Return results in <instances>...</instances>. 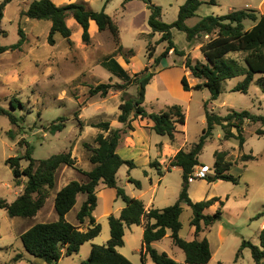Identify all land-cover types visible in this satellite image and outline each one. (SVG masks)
I'll use <instances>...</instances> for the list:
<instances>
[{
    "label": "rangeland",
    "instance_id": "rangeland-1",
    "mask_svg": "<svg viewBox=\"0 0 264 264\" xmlns=\"http://www.w3.org/2000/svg\"><path fill=\"white\" fill-rule=\"evenodd\" d=\"M3 1L0 0V4ZM32 1L14 0L6 7L0 24V28L7 32L6 36L0 38L2 46H12L21 40L20 26L26 34L22 50L0 53V105L22 119L19 126H16L11 124L7 116H0V199L8 202L15 200L19 188L14 181L12 169L6 164L8 158L24 155L28 146L32 148L36 160L72 151L77 159V167L88 171L94 165L90 162L91 151L85 144L96 147L95 138L101 132L93 125L108 121L112 129L124 128L118 121L122 92L111 91L105 98L100 95L91 96L89 92L90 86L100 83L126 82L120 73L110 71L103 63L105 58L115 52L116 46L111 32H99L97 26L92 24L91 41L85 43L82 40L81 26L73 18H69L73 43H67L66 39L57 35V45L51 46L48 44L51 23L22 17V12L28 9ZM106 1L53 0L58 6L83 3L95 11L102 10L106 5V13L117 24L124 47V51L117 54L115 59L129 75L139 74L147 66L154 64V58L161 55L167 43L158 44L160 34L150 36V9L146 3L132 0L124 4L125 0H111L106 4ZM201 1L202 6L196 16L188 21V26L196 25L206 16H222L234 10L252 9L259 15H264V0H215V4L212 0ZM185 2L186 0H153V4L162 8V19L166 23H173L177 19L179 9ZM252 25L251 22H246V28L249 29ZM172 33L179 49L184 50L194 61H204L200 47L206 38L193 43L187 40L184 32L176 28L172 29ZM150 43L156 47L155 52H152L154 58L149 55ZM231 57L240 61L242 59L241 54H233ZM184 60V57H179L171 51L169 57L154 68L157 74L147 87L144 104L146 110L151 113L166 111L175 104L183 107L187 117L186 125L178 126L182 133L171 145L172 149L180 146L191 148L198 142L207 126V102L209 110L222 115H226L230 110H248L257 115H264V74H256L247 94L232 91L244 77L228 80L224 83L219 99L211 101L207 88L190 92L183 89L181 81L185 75L192 86L199 82L185 70ZM127 92L130 96H136L137 88L130 86ZM13 99L18 106L15 111L11 107ZM60 118L66 119V128L62 132L52 134L50 127L63 122ZM132 126L133 130L128 131V134L134 138V145L126 147L124 137L118 153L122 158L134 161L136 166L133 169L123 166L119 170L118 186L123 188L128 196L144 200L146 204L152 199V204L158 209L175 204L182 189V170L173 168L163 178L157 169L150 166V162L155 160L162 163L163 169L168 165L170 156H161L162 151L157 145L161 141H168V137L160 136L154 131L149 132L138 119L132 122ZM259 128L260 124L245 125L246 143L241 151L239 141L235 138L226 140L222 128L216 126L213 137L199 157L200 166L196 167V171L203 169L211 174L214 170L215 151H227L228 158L234 163L230 172L240 178L238 184L220 181L213 186L207 179H196L190 185V198L193 202L210 199L211 195L224 196L222 220L206 231L214 254L209 264H255L249 248L243 250L238 261L235 257L244 239L259 245L257 243L264 222V216L257 218L264 211V136L256 134ZM11 131L14 139L11 138ZM243 154H253L257 159L242 162L240 158ZM28 164L27 161H22V167ZM130 178L139 180L142 188L130 182ZM71 180L85 181L86 177L76 169L62 167L58 172L57 186L52 191V196L34 218H12L6 210L0 209V264H47L26 252L19 232L38 223L57 220L55 195ZM161 180L163 182L160 184ZM98 195L99 203L94 216L102 226L101 234L96 240L84 244L78 254L64 257L57 264H82L88 260L93 245H104L109 240L108 218L111 214L118 215L120 206H125V203L118 198L117 189L107 188L103 184L98 187ZM85 198L86 195L83 194L78 196L77 205L67 215L68 221L78 223L76 213ZM183 207V228L180 235L187 240L192 229V209L186 205ZM214 212L209 211L208 214ZM20 221L25 224L24 227H21ZM142 243L141 229L138 226L128 227L125 245L120 248V252L134 264H143ZM155 248L185 263V254L175 246L171 231ZM17 255H21V258L15 261ZM146 264L155 263L147 257Z\"/></svg>",
    "mask_w": 264,
    "mask_h": 264
},
{
    "label": "trees",
    "instance_id": "trees-1",
    "mask_svg": "<svg viewBox=\"0 0 264 264\" xmlns=\"http://www.w3.org/2000/svg\"><path fill=\"white\" fill-rule=\"evenodd\" d=\"M14 0H4L0 4V24L4 17L6 7ZM111 0H107L106 4ZM132 0H125L124 4ZM150 9L148 26L151 29L150 36L160 34L158 44L167 43L166 48L160 56L154 58L155 46L149 44V55L154 58V64L147 66L139 74L129 75L126 70L116 61L115 57L124 51L120 38V30L112 17L106 13V5L100 11L88 8L83 3H72L64 6L56 5L53 0H33L28 9L22 12V17L34 20H46L51 23L48 35V44L57 45V35H61L72 44V29L68 25V19L73 18L82 28V40L90 43V23L94 21L99 32L109 30L115 43V52L103 61L104 65L115 73H120L126 79L123 84L100 83L90 86V95H100L105 98L111 91H121L122 103L119 106L120 114L118 121L123 124V129H112L110 122H101L93 127L101 130L95 138L96 147L88 144L85 146L91 151L90 162L94 165L90 171L77 167V159L72 151L55 154L47 159L36 160L33 150L29 147L24 155L10 157L6 164L12 169L16 186H23L21 194L13 201L8 202L0 199V209L8 212L12 218H34L46 206L52 191L57 186V175L59 170L66 166L76 169L86 177L85 181L71 180L63 186L55 196L54 208L58 219L52 222H43L31 226L20 239L27 253L40 258L47 264H57L62 258L78 254L81 247L99 237L102 226L94 216L98 207V187L103 184L107 188L117 189V196L121 198L125 206L117 216L111 214L108 218L110 226V238L104 245H93L88 260L82 264H134L129 258L120 252L125 245L126 228L133 225H143L144 235L141 250V259L146 264L147 256L155 264H209L213 253L206 231L210 230L223 218V207L225 202L219 197L193 202L190 198V177L200 166L199 157L207 142L213 137L214 129L220 126L224 131L226 140L235 138L239 141L242 151L246 143L244 127L246 124H260L261 128L256 134L264 136V115H257L251 111L230 110L226 115L209 110V102L206 103L207 126L203 130L198 142L194 143L189 150L181 149L170 158L165 169L162 164L155 160L150 163L152 168L158 170L160 176L171 172L173 168H181L182 189L179 200L166 208L147 209L143 200L130 197L123 188L118 186V172L123 166L129 169L135 168L134 161L125 160L118 153V148L124 139V134L133 130L132 122L151 120L154 125L152 130L160 136H168L171 142H175L177 136L182 133L179 125H186V114L181 105L175 104L168 110L159 113L148 112L144 106L147 87L156 76L157 68L162 61L169 57L173 51L179 57H184L183 66L192 78L199 82L191 85L188 77L182 78L183 89L187 92L207 88L210 92V100H217L223 93L224 83L230 79L244 77L233 89L234 92L247 94L256 74H264V15H259L255 10H234L222 16L209 15L202 18L196 25L188 26L187 21L196 16L202 6L201 0H186L180 7L178 17L173 23H166L162 19V8L153 4V0H141ZM215 4V0H212ZM253 25L248 29L246 22ZM178 29L186 34L189 42H195L208 36L202 42L200 50L204 61H194L184 50L177 47L174 42L172 29ZM21 40L12 46L0 45V53L7 51L22 50L26 41L23 28L19 27ZM7 32L0 28V37L6 36ZM233 54H241V61L231 57ZM261 82V81H260ZM130 86L137 88V95L130 96L127 92ZM11 100V107L15 111L18 106ZM7 116L11 124L19 126L21 118L12 111L0 105V116ZM63 122L50 127V132L56 134L65 128L66 119ZM11 138H15L12 131ZM227 151H215V164L213 173L205 179L215 184L220 181L238 184L240 178L231 174L233 162L228 158ZM253 154H243L242 162L256 160ZM22 161L29 164L22 167ZM130 182L142 188V183L133 178ZM86 195L80 209L76 213L78 223L67 220V215L78 203L79 195ZM218 205L213 214L206 213L212 206ZM183 205L192 209L190 225L195 228V237L192 241L182 238L180 232L183 228L181 216L184 211ZM264 216V211L258 216ZM171 231L172 239L178 248L185 254V263L178 262L166 252H159L153 247V243L163 240ZM249 248L255 264L264 262V228L260 233V245L249 240H243L241 248L236 254L238 261L244 249ZM21 255L15 257L19 260Z\"/></svg>",
    "mask_w": 264,
    "mask_h": 264
},
{
    "label": "crops",
    "instance_id": "crops-1",
    "mask_svg": "<svg viewBox=\"0 0 264 264\" xmlns=\"http://www.w3.org/2000/svg\"><path fill=\"white\" fill-rule=\"evenodd\" d=\"M192 19V18H191ZM191 19H189V20H191ZM188 20V21H189ZM188 21H187V24H188ZM92 24H95L96 26H97V24L94 22V21H92L91 23H90V30H91V28H92ZM68 25H69V23H68ZM97 28H98V26H97ZM2 29V28H1ZM3 30V29H2ZM91 32V31H90ZM2 37V36H1ZM0 37V38H1ZM206 38V40L208 39V36H206L205 37ZM196 42V41H195ZM194 43V42H193ZM202 44V43H201ZM0 76H2L1 75V73H0ZM196 80V79H195ZM197 84V83H196ZM138 120H141V119H138ZM135 121H137V120H135ZM142 121V123H143V125L145 126V128H147V130L149 131V132H151V131H153L152 130V127H153V125H154V123L151 121V120H141ZM121 129H123V127L121 128ZM178 129H179V127H178ZM180 130V129H179ZM130 131V130H129ZM98 135V134H97ZM183 135H184V133H183ZM124 137H125V140H124V145L126 146V147H130V146H132V145H134V138L130 135V134H128V132L126 133V134H124ZM166 137H168V136H166ZM178 140V137H177V139L175 140V142ZM175 142H171V140L169 139V137H168V141H161V142H159V143H157V145H158V147L160 148V151H162L161 152V156H163L164 154H166V155H168V156H170V158L171 157H173V156H175L176 154H177V152L179 151V150H181V149H186L187 147L186 146H180V148H177V149H172V147H171V145L172 144H174ZM121 145V144H120ZM120 147V146H119ZM190 148H187L186 150H189ZM118 150H119V148H118ZM170 158H169V160H170ZM126 160V159H125ZM200 161V160H199ZM160 162V161H159ZM151 163V162H150ZM169 163V162H168ZM162 164V163H161ZM177 168V167H176ZM181 169V168H180ZM182 170V169H181ZM85 171H87V170H85ZM88 171H90V170H88ZM195 171H196V169H195ZM183 172V171H182ZM167 175V173L163 176V178H165V176ZM70 182V181H69ZM163 182V180H161L160 181V184ZM195 182V180L193 181V182H191V183H194ZM219 183V182H218ZM67 184V183H66ZM212 184V183H211ZM191 185V184H190ZM213 186L214 185H217V183H215V184H212ZM100 186V185H99ZM19 188H18V190H17V192H16V198L21 194V192H22V190H23V186H18ZM189 192H190V196H192L191 195V186H190V190H189ZM52 196V195H51ZM56 196V195H55ZM99 196V195H98ZM211 197H212V195L210 196V199H211ZM217 197V196H216ZM15 198V199H16ZM213 198V197H212ZM220 199H222L223 200V198H224V196H222V197H219ZM206 199H208V198H206ZM227 199H228V196H227ZM144 201V200H143ZM152 199L150 200V202L148 203V204H146L145 202V205H146V208L147 209H150V208H156V206H155V204H152ZM184 206V205H183ZM168 207V206H167ZM124 208V206H120V212L122 211V209ZM160 208V207H159ZM217 208H218V203L216 204V205H214V206H212L210 209H208V210H206V213H208L209 211H216L217 210ZM53 209V208H52ZM160 209H163V208H160ZM41 212V211H40ZM39 212V213H40ZM120 212H119V214H120ZM118 214V215H119ZM117 215V216H118ZM17 218H19V217H17ZM20 225H21V227H24L25 226V224L24 223H22V221H20ZM133 226H138V225H133ZM140 229H141V232H143V235H144V226L143 225H140V226H138ZM264 228V222H263V224L261 225V231H262V229ZM222 226H220V230L222 231ZM28 230V229H27ZM26 230H21V232H19V237L21 236V234H23L24 232H25ZM170 230H168V232H169ZM168 232H167V235H168ZM261 233V232H260ZM125 236H126V233H125ZM194 237H195V228L194 227H192V229H191V231H190V237L187 239V241H192V240H194ZM260 237V236H259ZM208 238V237H207ZM94 240H96V239H94ZM93 240V241H94ZM162 241V240H161ZM158 242H160V241H157V242H154L153 243V247L155 248V246H156V244L158 243ZM210 242V241H209ZM257 244H259L260 245V238H259V242L257 243ZM211 245V244H210ZM220 247V246H219ZM211 249H212V247H211ZM142 250V249H141ZM212 253H213V251H212ZM147 257H149V256H147ZM213 257H214V254H213V256H212V259H213ZM150 258V257H149ZM15 259V258H14ZM211 259V260H212ZM178 262H180L179 260H177ZM182 263V262H181Z\"/></svg>",
    "mask_w": 264,
    "mask_h": 264
},
{
    "label": "built area",
    "instance_id": "built-area-1",
    "mask_svg": "<svg viewBox=\"0 0 264 264\" xmlns=\"http://www.w3.org/2000/svg\"><path fill=\"white\" fill-rule=\"evenodd\" d=\"M209 174L210 173H208L207 171L203 169H200L199 171H195L190 177V182H193L196 179H205Z\"/></svg>",
    "mask_w": 264,
    "mask_h": 264
}]
</instances>
